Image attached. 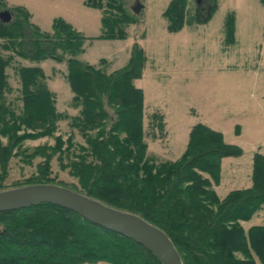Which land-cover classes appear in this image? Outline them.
I'll return each instance as SVG.
<instances>
[{
    "label": "trees",
    "instance_id": "trees-1",
    "mask_svg": "<svg viewBox=\"0 0 264 264\" xmlns=\"http://www.w3.org/2000/svg\"><path fill=\"white\" fill-rule=\"evenodd\" d=\"M186 2L172 0L165 11L170 32L183 28ZM7 5L0 0V12ZM83 5L100 12L98 39L128 38L127 29L138 15L120 0H83ZM10 11L9 23L0 20V192L35 184L58 185L161 229L183 264H264V225L246 229L243 224L264 208V154L253 157L250 188L220 197L216 187L222 160L243 155L221 132L199 123L192 127L179 159L160 160L148 154L144 91L135 84L143 77L147 56L138 43L127 66L109 72L106 59L91 65L77 58L88 38L64 19L55 18L51 30L45 31L33 22L27 8L16 5ZM225 33L226 43L234 44V16L228 17ZM46 60L66 64L76 115L58 110L48 76L38 65ZM9 70L20 84L17 99L10 96L14 88ZM62 120L82 135L87 147H78L72 137L64 141L58 136L54 147H39L29 154L21 149L28 139L55 135ZM151 120L154 128L164 129L161 113H153ZM20 155L27 159L25 163L36 157L43 160L37 175L26 185L4 188L10 161ZM54 157L60 169L77 180L75 184L56 182ZM99 262L161 264L132 239L55 204L0 213V264Z\"/></svg>",
    "mask_w": 264,
    "mask_h": 264
},
{
    "label": "rangeland",
    "instance_id": "rangeland-1",
    "mask_svg": "<svg viewBox=\"0 0 264 264\" xmlns=\"http://www.w3.org/2000/svg\"><path fill=\"white\" fill-rule=\"evenodd\" d=\"M6 1L8 5L1 11L23 6L30 11L33 22L45 31L51 30L55 18L67 21L88 38L83 53L77 58L91 65L106 59L109 72L127 66L134 44L138 43L147 56L143 77L135 84L144 91L148 154L160 160L179 159L187 147L192 127L202 123L221 132L227 143L243 150L240 157L222 160L221 181L216 187L219 196L252 186L253 157L256 153L264 154V3L260 0H187L183 28L170 32L164 13L172 0H139L144 10L128 27V38L107 40L97 38L101 34L100 12L84 6L83 0ZM120 1L131 12L137 2ZM200 5L205 7L201 16ZM210 5L212 12L211 8L207 9ZM232 16L235 43L228 45L226 22ZM17 60L23 65L31 64L24 59ZM38 65L48 76L47 83L55 93L58 110L76 115L78 109L72 105L73 93L65 78L66 64L46 60ZM9 72L14 88L10 96L17 99L20 84L14 71ZM155 112L163 115L162 131L153 127L151 115ZM58 136L64 141L72 137L75 145L87 147L82 135L70 128L68 120H62L55 135L28 139L21 149L29 154L39 147H54ZM20 156L10 161L9 174L2 182L4 188L26 185L28 179L37 175V167L43 160L36 157L32 163H25L27 159L23 161ZM51 162L52 176L57 183L77 182L60 169L57 157ZM243 224L246 229L264 225V208Z\"/></svg>",
    "mask_w": 264,
    "mask_h": 264
},
{
    "label": "water",
    "instance_id": "water-1",
    "mask_svg": "<svg viewBox=\"0 0 264 264\" xmlns=\"http://www.w3.org/2000/svg\"><path fill=\"white\" fill-rule=\"evenodd\" d=\"M143 10L144 6L137 0L132 11L140 14ZM11 18L9 10L0 12L3 23H9ZM41 203L58 205L93 224L132 239L146 248L161 264H183L174 244L161 229L135 214L114 209L69 188L35 184L0 192V213Z\"/></svg>",
    "mask_w": 264,
    "mask_h": 264
},
{
    "label": "flooded vegetation",
    "instance_id": "flooded-vegetation-1",
    "mask_svg": "<svg viewBox=\"0 0 264 264\" xmlns=\"http://www.w3.org/2000/svg\"><path fill=\"white\" fill-rule=\"evenodd\" d=\"M200 3H201V1H200ZM199 8H200V9H199V10H200V12H201V11H203V10L205 9V7H204V6H202V7H201V5H200V7H199ZM210 8H211V7H210V6H208V8H207V9H210ZM208 11H209V10H208Z\"/></svg>",
    "mask_w": 264,
    "mask_h": 264
},
{
    "label": "bare ground",
    "instance_id": "bare-ground-1",
    "mask_svg": "<svg viewBox=\"0 0 264 264\" xmlns=\"http://www.w3.org/2000/svg\"><path fill=\"white\" fill-rule=\"evenodd\" d=\"M34 235V234H33ZM40 241V240H39ZM40 245V244H39ZM36 251H37V249H36ZM55 251V250H54ZM47 253V252H46ZM49 253H50V251H49ZM52 254V253H51ZM49 255V254H48Z\"/></svg>",
    "mask_w": 264,
    "mask_h": 264
}]
</instances>
